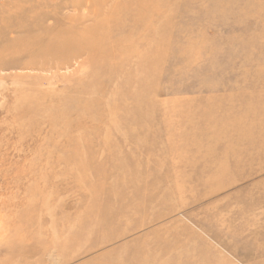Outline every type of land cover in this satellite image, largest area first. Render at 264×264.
I'll list each match as a JSON object with an SVG mask.
<instances>
[{"label": "rangeland", "instance_id": "rangeland-1", "mask_svg": "<svg viewBox=\"0 0 264 264\" xmlns=\"http://www.w3.org/2000/svg\"><path fill=\"white\" fill-rule=\"evenodd\" d=\"M27 4L0 0V264H264V0L83 2L54 30L110 31L65 56L4 29Z\"/></svg>", "mask_w": 264, "mask_h": 264}, {"label": "bare ground", "instance_id": "bare-ground-1", "mask_svg": "<svg viewBox=\"0 0 264 264\" xmlns=\"http://www.w3.org/2000/svg\"><path fill=\"white\" fill-rule=\"evenodd\" d=\"M27 6H14L13 10L9 12L6 16L4 22V29L14 27L16 29H25L29 33L34 31H40L39 34L33 35L31 37V42L33 44L38 43L44 36L51 34L53 37L48 40V46L44 48V52H52L53 55L56 53H61L62 55H67L69 46H77L78 49L82 50H95L99 49L97 44L91 42L92 36L98 34L99 39H104L108 37L110 29L107 28L106 24H103L101 20H98L96 13H93L94 24L89 30H81L79 24L80 20L76 17H67L68 20H72L69 23H65L60 26L57 30L54 28L59 24V20L55 17L58 12L63 11L71 7L74 11L81 9V4L87 3L88 6L98 5L100 0H27ZM126 6V5H125ZM50 10H47L48 8ZM47 8V9H45ZM134 8V7H133ZM12 9V8H11ZM78 16V15H77ZM135 16V15H134ZM52 19V23L47 21ZM65 19V18H64ZM47 22V23H46ZM1 26V25H0ZM58 26V27H59ZM67 26V27H66ZM80 27V28H79ZM46 39V38H45ZM30 45H32L30 43ZM55 57V56H54ZM56 58V57H55Z\"/></svg>", "mask_w": 264, "mask_h": 264}]
</instances>
